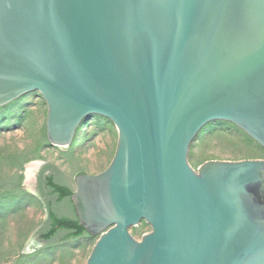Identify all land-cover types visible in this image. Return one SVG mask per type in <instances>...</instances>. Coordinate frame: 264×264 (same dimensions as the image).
Returning a JSON list of instances; mask_svg holds the SVG:
<instances>
[{"label":"water","instance_id":"water-1","mask_svg":"<svg viewBox=\"0 0 264 264\" xmlns=\"http://www.w3.org/2000/svg\"><path fill=\"white\" fill-rule=\"evenodd\" d=\"M32 92L52 146L118 133L70 197L86 264H264V159L189 163L214 121L264 148V0H0V108Z\"/></svg>","mask_w":264,"mask_h":264},{"label":"rangeland","instance_id":"rangeland-1","mask_svg":"<svg viewBox=\"0 0 264 264\" xmlns=\"http://www.w3.org/2000/svg\"><path fill=\"white\" fill-rule=\"evenodd\" d=\"M48 108L38 92L0 108V264H86L98 239L86 236L63 242L36 239L49 226L47 171L75 190L78 174H99L110 165L118 143L111 121L90 116L83 121L68 148L52 146L46 134ZM264 159V148L238 126L214 121L194 139L189 163L198 170L210 160ZM42 162L33 167L31 163ZM57 214L72 215L70 204L53 205ZM145 222L131 229L137 238L150 232ZM35 245L37 247H32Z\"/></svg>","mask_w":264,"mask_h":264},{"label":"trees","instance_id":"trees-1","mask_svg":"<svg viewBox=\"0 0 264 264\" xmlns=\"http://www.w3.org/2000/svg\"><path fill=\"white\" fill-rule=\"evenodd\" d=\"M44 182L46 189L50 191L48 195L52 200H50L48 206L49 226L41 232V239L51 241L59 234H63V242H65L89 236L85 229L79 225L78 219L74 214L73 205L70 201L73 190L68 185L56 181L53 175L46 176ZM66 202L72 207V215L62 216L57 214L53 205Z\"/></svg>","mask_w":264,"mask_h":264},{"label":"flooded vegetation","instance_id":"flooded-vegetation-1","mask_svg":"<svg viewBox=\"0 0 264 264\" xmlns=\"http://www.w3.org/2000/svg\"><path fill=\"white\" fill-rule=\"evenodd\" d=\"M50 175H53L55 177L56 181H58L59 173L56 171H53V170L45 172L43 177L45 179L46 176H50Z\"/></svg>","mask_w":264,"mask_h":264},{"label":"crops","instance_id":"crops-1","mask_svg":"<svg viewBox=\"0 0 264 264\" xmlns=\"http://www.w3.org/2000/svg\"><path fill=\"white\" fill-rule=\"evenodd\" d=\"M62 184H66V185H68L67 183H62ZM69 186V185H68ZM70 187V186H69ZM71 188V187H70ZM73 190V189H72ZM74 191V190H73ZM49 190L47 189V193L49 194ZM71 201V200H70ZM72 203V202H71ZM74 209V208H73ZM75 214V213H74Z\"/></svg>","mask_w":264,"mask_h":264}]
</instances>
